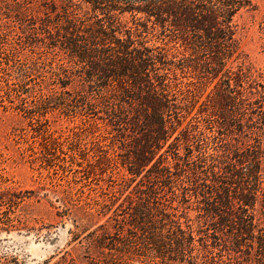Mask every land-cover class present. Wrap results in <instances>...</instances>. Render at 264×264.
<instances>
[{"label":"rangeland","instance_id":"rangeland-1","mask_svg":"<svg viewBox=\"0 0 264 264\" xmlns=\"http://www.w3.org/2000/svg\"><path fill=\"white\" fill-rule=\"evenodd\" d=\"M249 1L234 19V65L244 62L264 88V0ZM102 17L116 37L148 48L152 87L132 107L118 109L108 74L90 77L69 55L62 42L74 30L61 15L0 5V264H141L155 237L167 241L169 221L191 233L192 259L155 262L262 264L257 239L221 234L204 211L217 170L202 153L245 140L208 125L203 105L217 78L179 69L177 46L162 58L158 30Z\"/></svg>","mask_w":264,"mask_h":264},{"label":"trees","instance_id":"trees-1","mask_svg":"<svg viewBox=\"0 0 264 264\" xmlns=\"http://www.w3.org/2000/svg\"><path fill=\"white\" fill-rule=\"evenodd\" d=\"M0 5L11 12L35 10L46 16L61 15L74 30L70 38L64 37L63 46L79 64L89 68L90 77L108 74L107 85L115 92L118 109L124 103L132 107L130 100L135 94L138 95L134 99L143 100L146 85L152 87L144 66L150 62L144 54L149 51L140 43L135 47L129 34L125 38L116 37L99 16L120 26L121 18L129 15L137 26L143 23L151 32L158 30L161 42L167 40L160 49L162 58L167 56L168 44L171 49L177 46L181 49L179 69H192L200 80L217 78L203 105L208 125L217 124L218 132L239 134L245 140L225 143L224 149L215 155L202 153L217 170L213 173L215 186L204 193L209 195L205 197L204 211L207 217L217 218L221 234H243L244 239H257L259 261L264 264V88L244 62L234 65L240 56L234 19L241 10L251 8L249 0H0ZM82 10L93 13L95 20L86 24L87 20L77 16ZM256 86L262 91L258 92ZM151 91L156 93L155 89ZM159 95L149 98L159 99ZM162 124L166 122L163 120ZM169 223L165 231L169 234L167 241L160 242L155 237L148 256L151 260L141 264H163L154 259L191 261L194 250L191 233L173 221Z\"/></svg>","mask_w":264,"mask_h":264}]
</instances>
